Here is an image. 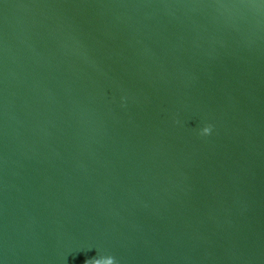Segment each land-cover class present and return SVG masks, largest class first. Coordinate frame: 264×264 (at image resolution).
<instances>
[{
	"label": "water",
	"instance_id": "obj_1",
	"mask_svg": "<svg viewBox=\"0 0 264 264\" xmlns=\"http://www.w3.org/2000/svg\"><path fill=\"white\" fill-rule=\"evenodd\" d=\"M103 257L264 264V0H0V264Z\"/></svg>",
	"mask_w": 264,
	"mask_h": 264
},
{
	"label": "clouds",
	"instance_id": "obj_2",
	"mask_svg": "<svg viewBox=\"0 0 264 264\" xmlns=\"http://www.w3.org/2000/svg\"><path fill=\"white\" fill-rule=\"evenodd\" d=\"M210 131V128L205 127L202 132L203 134H208V132ZM91 264H99L100 261H103V264H114V259L112 257H103V258H99V259H93L90 260ZM89 260L85 261V264H90Z\"/></svg>",
	"mask_w": 264,
	"mask_h": 264
}]
</instances>
